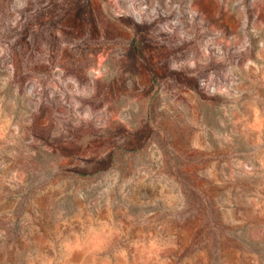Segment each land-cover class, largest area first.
I'll return each instance as SVG.
<instances>
[{"label": "rangeland", "instance_id": "374dc122", "mask_svg": "<svg viewBox=\"0 0 264 264\" xmlns=\"http://www.w3.org/2000/svg\"><path fill=\"white\" fill-rule=\"evenodd\" d=\"M0 264H264V0H0Z\"/></svg>", "mask_w": 264, "mask_h": 264}]
</instances>
